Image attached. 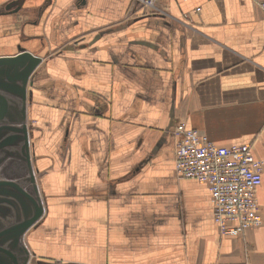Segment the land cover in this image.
<instances>
[{
	"label": "crops",
	"instance_id": "0c3cea01",
	"mask_svg": "<svg viewBox=\"0 0 264 264\" xmlns=\"http://www.w3.org/2000/svg\"><path fill=\"white\" fill-rule=\"evenodd\" d=\"M0 47L41 58L26 125L43 207L28 264H264L262 224L221 235L205 184L174 169L178 122L264 158L260 0H25ZM196 8H200L196 11ZM17 52V48L11 54Z\"/></svg>",
	"mask_w": 264,
	"mask_h": 264
},
{
	"label": "water",
	"instance_id": "95a60500",
	"mask_svg": "<svg viewBox=\"0 0 264 264\" xmlns=\"http://www.w3.org/2000/svg\"><path fill=\"white\" fill-rule=\"evenodd\" d=\"M24 1L11 0L4 4V11L15 13ZM40 61L20 46L12 55H0V166L3 170L8 166L0 178V204L4 201L8 207L0 227V264H28L30 253L23 235L43 213L30 159L25 107L26 85Z\"/></svg>",
	"mask_w": 264,
	"mask_h": 264
},
{
	"label": "built area",
	"instance_id": "2783aa9c",
	"mask_svg": "<svg viewBox=\"0 0 264 264\" xmlns=\"http://www.w3.org/2000/svg\"><path fill=\"white\" fill-rule=\"evenodd\" d=\"M135 1L143 13L166 14L157 0ZM257 4L264 14V0ZM172 136L175 173L178 178H191L206 185L213 221L221 235L236 238L246 229L260 226L256 191L262 183L264 158L256 159L246 143L218 146L184 122L175 125Z\"/></svg>",
	"mask_w": 264,
	"mask_h": 264
},
{
	"label": "flooded vegetation",
	"instance_id": "af4514ba",
	"mask_svg": "<svg viewBox=\"0 0 264 264\" xmlns=\"http://www.w3.org/2000/svg\"><path fill=\"white\" fill-rule=\"evenodd\" d=\"M1 156V154H0ZM7 168L8 166L5 165L4 170H3V165L0 166V178H3L2 175H5L7 172ZM8 215V207L6 205V203H4V201L2 202V204H0V216L2 219H0V227L4 226V222H3V218ZM7 220L6 218L4 219V221Z\"/></svg>",
	"mask_w": 264,
	"mask_h": 264
},
{
	"label": "rangeland",
	"instance_id": "374dc122",
	"mask_svg": "<svg viewBox=\"0 0 264 264\" xmlns=\"http://www.w3.org/2000/svg\"><path fill=\"white\" fill-rule=\"evenodd\" d=\"M22 1L23 0H21V2ZM18 46H21V44L17 43L15 47H0V54H11Z\"/></svg>",
	"mask_w": 264,
	"mask_h": 264
}]
</instances>
